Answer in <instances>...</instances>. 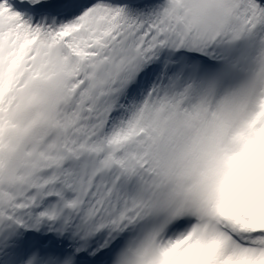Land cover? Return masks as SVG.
Returning <instances> with one entry per match:
<instances>
[{"label": "snow or ice", "instance_id": "6c2138e0", "mask_svg": "<svg viewBox=\"0 0 264 264\" xmlns=\"http://www.w3.org/2000/svg\"><path fill=\"white\" fill-rule=\"evenodd\" d=\"M0 264H264V0H0Z\"/></svg>", "mask_w": 264, "mask_h": 264}]
</instances>
